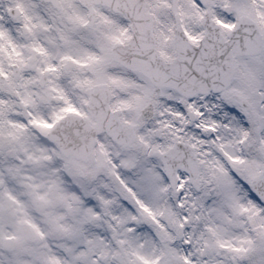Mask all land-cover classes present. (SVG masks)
<instances>
[{
	"label": "snow or ice",
	"instance_id": "snow-or-ice-1",
	"mask_svg": "<svg viewBox=\"0 0 264 264\" xmlns=\"http://www.w3.org/2000/svg\"><path fill=\"white\" fill-rule=\"evenodd\" d=\"M56 47L60 118L88 114L64 72L113 133L34 264H264V0H0V97Z\"/></svg>",
	"mask_w": 264,
	"mask_h": 264
},
{
	"label": "rangeland",
	"instance_id": "rangeland-1",
	"mask_svg": "<svg viewBox=\"0 0 264 264\" xmlns=\"http://www.w3.org/2000/svg\"><path fill=\"white\" fill-rule=\"evenodd\" d=\"M5 118L0 114V125L5 124ZM3 127L0 135L6 136ZM26 133L23 149L19 142H7V136H0V242L4 236L16 239L10 250L0 244V264H34L35 254L48 243L39 235L37 225L49 239L62 235L56 221L69 214L68 201L75 195L67 176L72 175L79 184L90 159L82 162L65 157L32 130ZM14 154L20 164L11 159Z\"/></svg>",
	"mask_w": 264,
	"mask_h": 264
},
{
	"label": "flooded vegetation",
	"instance_id": "flooded-vegetation-1",
	"mask_svg": "<svg viewBox=\"0 0 264 264\" xmlns=\"http://www.w3.org/2000/svg\"><path fill=\"white\" fill-rule=\"evenodd\" d=\"M48 39L50 41L54 42V37H48ZM57 54H63V52L59 49V47H56L55 49H49V53L48 55H37L34 52L31 51V49L29 48L26 57L24 58V60H20L16 57L15 51H13L12 53V57L11 59L15 61V68H18L17 72L14 71L12 68L11 64L6 63V68H8L9 72H10V76H9V81L11 83H13V85H15V83H20L19 85L23 84V85H28V86H32L33 85V81H35V83H37L38 77L40 75V71H37L38 68H40L41 66V62H45L48 61L50 56L52 55H57ZM8 57H5V61H8ZM74 68H79V66H76ZM48 81L51 84H54L57 88L61 89V91L71 97L74 100H77L79 102H81L83 104V106L81 107L80 111L84 112L85 111V101L81 98H78V96H76L75 92L73 91L72 87H68L67 90L64 89V84H63V80L56 74H52L48 77ZM41 90V89H40ZM48 92H45L43 94V96L41 97H36V101H37V106L38 108H41L43 110V112L46 111L47 108L50 109L51 112H53L54 114H58L61 110V107L58 103H55L53 101V96H57L58 98V94H52V100L50 102V107H48L46 105V101L43 99L44 96H47ZM21 102H19L18 107L20 108ZM9 109H12L11 104H8ZM16 113H19V111H16Z\"/></svg>",
	"mask_w": 264,
	"mask_h": 264
},
{
	"label": "water",
	"instance_id": "water-1",
	"mask_svg": "<svg viewBox=\"0 0 264 264\" xmlns=\"http://www.w3.org/2000/svg\"><path fill=\"white\" fill-rule=\"evenodd\" d=\"M97 130L100 131L101 129H97ZM95 132H96V131H95L94 129H92L91 134H90V135H92L91 137H93V135L95 134ZM91 140H92V139H91ZM63 144H64V147H65V148L70 147V146H69L70 143H69L68 141H66V142L63 143ZM90 145H91V143H89L88 146H87V150H86L87 152H86L85 154H81L82 156H85L87 153H89V147H90ZM66 153H67V154H68V153H75V154H78V155H79L78 152H73V151H71V150L66 151Z\"/></svg>",
	"mask_w": 264,
	"mask_h": 264
}]
</instances>
